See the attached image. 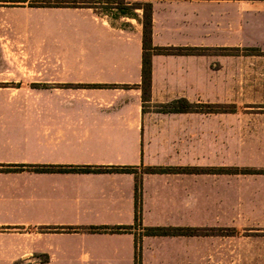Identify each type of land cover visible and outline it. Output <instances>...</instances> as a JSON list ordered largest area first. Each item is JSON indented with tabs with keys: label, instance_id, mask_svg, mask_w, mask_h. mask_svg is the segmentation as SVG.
I'll use <instances>...</instances> for the list:
<instances>
[{
	"label": "crops",
	"instance_id": "crops-1",
	"mask_svg": "<svg viewBox=\"0 0 264 264\" xmlns=\"http://www.w3.org/2000/svg\"><path fill=\"white\" fill-rule=\"evenodd\" d=\"M8 3L0 164L133 169L0 171V264H264V0H152L147 99L142 9Z\"/></svg>",
	"mask_w": 264,
	"mask_h": 264
},
{
	"label": "trees",
	"instance_id": "trees-1",
	"mask_svg": "<svg viewBox=\"0 0 264 264\" xmlns=\"http://www.w3.org/2000/svg\"><path fill=\"white\" fill-rule=\"evenodd\" d=\"M16 5H31V6H91L97 7L99 4H105L109 2H114L116 0H8ZM124 3L122 7H119L120 13L134 15L135 10L140 8L143 10V68H142V89L143 97L147 99L150 97L151 93V79H152V55L154 53H166V54H187L196 53L203 50L200 47H190V46H155L152 42L153 34V3L152 0H135L134 3L130 1L120 0ZM107 9V7H106ZM160 108L162 111L166 112H180V111H212L215 109H227V105H218L212 103H196L191 102L186 97L175 98L167 103L161 104ZM234 109V108H233ZM230 109V110H233ZM24 169H34L37 171H75V170H85V171H103V170H125L131 171L133 167H66V166H45L38 165L34 166L32 164H0V171H20ZM170 170H179L175 168H158L151 167L148 168L149 172H165ZM249 171V170H247ZM251 171V170H250ZM256 172V171H255ZM140 187L138 182L137 188ZM140 200L139 196L136 198V222L140 219ZM125 228H128L125 226ZM146 234H179V233H198L199 228H180V227H147ZM136 264H141L140 260V241L136 240Z\"/></svg>",
	"mask_w": 264,
	"mask_h": 264
},
{
	"label": "rangeland",
	"instance_id": "rangeland-1",
	"mask_svg": "<svg viewBox=\"0 0 264 264\" xmlns=\"http://www.w3.org/2000/svg\"><path fill=\"white\" fill-rule=\"evenodd\" d=\"M126 1H130V3H134L135 0H126ZM8 5H16V3L15 4L14 3H10V4L8 3ZM123 5H124L123 2H121L120 0H116L114 2L99 4L97 7L102 8L106 12H109V13H112L116 16H119L122 14V13H120L119 7H122ZM106 7H107V9H106ZM3 47H4V51H8V52H10L11 50H21L19 48L18 49H12V47H13L12 45H3ZM2 67H3L4 71H10L14 67L13 61L4 59L2 61ZM232 94H235V93H232ZM226 105H227L228 110L233 109L235 106L232 103H228ZM228 135H233V134H228Z\"/></svg>",
	"mask_w": 264,
	"mask_h": 264
}]
</instances>
